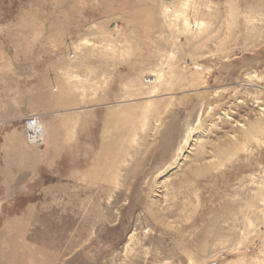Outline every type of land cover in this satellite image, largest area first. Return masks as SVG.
I'll use <instances>...</instances> for the list:
<instances>
[{"label": "rangeland", "instance_id": "374dc122", "mask_svg": "<svg viewBox=\"0 0 264 264\" xmlns=\"http://www.w3.org/2000/svg\"><path fill=\"white\" fill-rule=\"evenodd\" d=\"M0 264H264V0H0Z\"/></svg>", "mask_w": 264, "mask_h": 264}, {"label": "bare ground", "instance_id": "6f19581e", "mask_svg": "<svg viewBox=\"0 0 264 264\" xmlns=\"http://www.w3.org/2000/svg\"><path fill=\"white\" fill-rule=\"evenodd\" d=\"M163 4L165 5L167 13L170 14V15L173 14V11H174V0H163ZM171 77H172L171 75H167L165 77V79H164L165 80L164 82L165 83L170 82L171 81L170 80ZM152 80L153 79H151V80L150 79H145V81L147 83L151 82ZM39 119H40V117H39ZM24 129H25V122H24ZM31 133H32L33 139H35L34 142H36V144H33V143H31L29 141L30 145L40 146V145L44 144V141H45V129H44L42 121H39V123H36L33 126H31Z\"/></svg>", "mask_w": 264, "mask_h": 264}, {"label": "built area", "instance_id": "2783aa9c", "mask_svg": "<svg viewBox=\"0 0 264 264\" xmlns=\"http://www.w3.org/2000/svg\"><path fill=\"white\" fill-rule=\"evenodd\" d=\"M39 121L41 120L39 119L38 116H35V115L29 116L25 121V131H26L28 142L30 141L33 144H36V142H34L35 139H33L32 137L31 126H33L36 123H39Z\"/></svg>", "mask_w": 264, "mask_h": 264}, {"label": "crops", "instance_id": "0c3cea01", "mask_svg": "<svg viewBox=\"0 0 264 264\" xmlns=\"http://www.w3.org/2000/svg\"><path fill=\"white\" fill-rule=\"evenodd\" d=\"M47 133H48V139H50L49 131H47ZM48 143H50V141ZM47 148H49V144H47Z\"/></svg>", "mask_w": 264, "mask_h": 264}]
</instances>
